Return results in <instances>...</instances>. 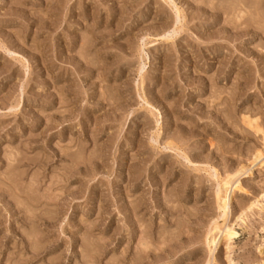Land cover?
<instances>
[{"label": "rangeland", "instance_id": "374dc122", "mask_svg": "<svg viewBox=\"0 0 264 264\" xmlns=\"http://www.w3.org/2000/svg\"><path fill=\"white\" fill-rule=\"evenodd\" d=\"M0 264H264V0H0Z\"/></svg>", "mask_w": 264, "mask_h": 264}, {"label": "bare ground", "instance_id": "6f19581e", "mask_svg": "<svg viewBox=\"0 0 264 264\" xmlns=\"http://www.w3.org/2000/svg\"><path fill=\"white\" fill-rule=\"evenodd\" d=\"M231 181H232L231 177L230 178H224V180L221 181V183H220L221 185L218 188V206H219L218 208L222 209V212L224 213L223 215L225 217L227 216L226 210H228L227 204L229 202L230 195L235 190H238V187H239L238 182H231ZM211 234L212 235L210 236V239L208 242L210 243L209 245L214 246V244H216L215 241H216L218 234H221V237H224V239L227 237V240H228V238L233 236L235 233L232 232L230 226L229 227L224 226V228H222V229L215 226Z\"/></svg>", "mask_w": 264, "mask_h": 264}]
</instances>
